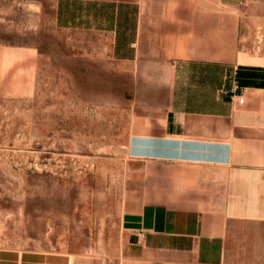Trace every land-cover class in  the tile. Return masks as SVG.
<instances>
[{
	"label": "rangeland",
	"instance_id": "rangeland-1",
	"mask_svg": "<svg viewBox=\"0 0 264 264\" xmlns=\"http://www.w3.org/2000/svg\"><path fill=\"white\" fill-rule=\"evenodd\" d=\"M57 1L0 0V248L59 251L72 264H175L131 247L121 223L129 207L179 204L185 189L183 165L132 146L167 102L161 60H119L105 35L59 28ZM140 1L158 24L180 1L223 15L232 49L239 26L256 52L243 60L264 62V0Z\"/></svg>",
	"mask_w": 264,
	"mask_h": 264
},
{
	"label": "crops",
	"instance_id": "crops-1",
	"mask_svg": "<svg viewBox=\"0 0 264 264\" xmlns=\"http://www.w3.org/2000/svg\"><path fill=\"white\" fill-rule=\"evenodd\" d=\"M170 10L158 24L140 0L56 5L59 28L105 35L119 60L158 57L167 76L162 114L142 120L132 146L143 159L183 165L185 189L179 204L129 207L123 231L137 251L167 252L175 264H264V62L243 60L256 52L252 34L238 39L241 27L235 50L231 31L224 42L223 15L209 19L186 1ZM72 263L59 251L0 248V264Z\"/></svg>",
	"mask_w": 264,
	"mask_h": 264
},
{
	"label": "bare ground",
	"instance_id": "bare-ground-1",
	"mask_svg": "<svg viewBox=\"0 0 264 264\" xmlns=\"http://www.w3.org/2000/svg\"><path fill=\"white\" fill-rule=\"evenodd\" d=\"M231 41L230 30L225 26L224 42L228 45ZM227 48V46H225Z\"/></svg>",
	"mask_w": 264,
	"mask_h": 264
},
{
	"label": "built area",
	"instance_id": "built-area-1",
	"mask_svg": "<svg viewBox=\"0 0 264 264\" xmlns=\"http://www.w3.org/2000/svg\"><path fill=\"white\" fill-rule=\"evenodd\" d=\"M237 100H238L239 103H243L244 100H245L244 94L242 93L241 95H239L238 98H237Z\"/></svg>",
	"mask_w": 264,
	"mask_h": 264
}]
</instances>
